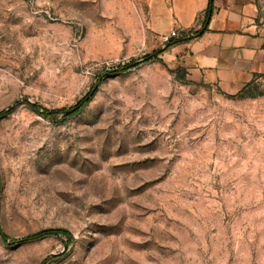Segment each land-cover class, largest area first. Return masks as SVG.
I'll return each instance as SVG.
<instances>
[{"label": "rangeland", "instance_id": "374dc122", "mask_svg": "<svg viewBox=\"0 0 264 264\" xmlns=\"http://www.w3.org/2000/svg\"><path fill=\"white\" fill-rule=\"evenodd\" d=\"M154 3L0 0V264H264V74L191 81Z\"/></svg>", "mask_w": 264, "mask_h": 264}, {"label": "crops", "instance_id": "0c3cea01", "mask_svg": "<svg viewBox=\"0 0 264 264\" xmlns=\"http://www.w3.org/2000/svg\"><path fill=\"white\" fill-rule=\"evenodd\" d=\"M155 0L152 29L160 35L175 30L165 53L197 83L234 93L264 74V0Z\"/></svg>", "mask_w": 264, "mask_h": 264}, {"label": "trees", "instance_id": "16d2710c", "mask_svg": "<svg viewBox=\"0 0 264 264\" xmlns=\"http://www.w3.org/2000/svg\"><path fill=\"white\" fill-rule=\"evenodd\" d=\"M211 9H212V3H211V0H209L208 7H207V9L205 11V18L209 17V15L211 13ZM189 38H190V36L189 37H184V38H181V39H172L171 38V39L168 40V42L165 44V46L163 48L155 51L154 54L156 56V55L162 53L163 51H165L166 49H168L172 44H174V43H176V42H178L180 40L189 39ZM249 83H247L245 86H247ZM4 114H5L4 110L0 111V117L3 116ZM59 231L62 232V233H66L64 230H59ZM50 233H52L51 230H44V231H40V232H37V233L31 235L30 238H32V239L39 238V237H43V236H45L47 234H50ZM1 235L4 236V234H1Z\"/></svg>", "mask_w": 264, "mask_h": 264}, {"label": "built area", "instance_id": "2783aa9c", "mask_svg": "<svg viewBox=\"0 0 264 264\" xmlns=\"http://www.w3.org/2000/svg\"><path fill=\"white\" fill-rule=\"evenodd\" d=\"M176 35H177V34H176L175 30H172L168 35H165V36L163 37V40L168 42V40H169L170 38L175 37Z\"/></svg>", "mask_w": 264, "mask_h": 264}]
</instances>
